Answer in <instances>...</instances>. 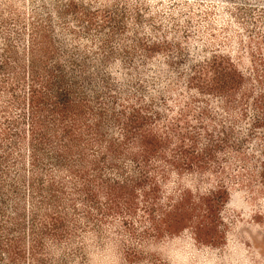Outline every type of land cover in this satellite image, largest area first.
<instances>
[{"label":"rangeland","instance_id":"1","mask_svg":"<svg viewBox=\"0 0 264 264\" xmlns=\"http://www.w3.org/2000/svg\"><path fill=\"white\" fill-rule=\"evenodd\" d=\"M0 264H264V0H0Z\"/></svg>","mask_w":264,"mask_h":264}]
</instances>
